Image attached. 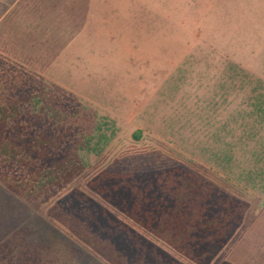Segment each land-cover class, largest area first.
I'll return each instance as SVG.
<instances>
[{
    "label": "rangeland",
    "instance_id": "374dc122",
    "mask_svg": "<svg viewBox=\"0 0 264 264\" xmlns=\"http://www.w3.org/2000/svg\"><path fill=\"white\" fill-rule=\"evenodd\" d=\"M13 67L82 172L25 197L0 181V264H198L88 188L117 164H183L253 203L211 264H264V0H0Z\"/></svg>",
    "mask_w": 264,
    "mask_h": 264
},
{
    "label": "trees",
    "instance_id": "16d2710c",
    "mask_svg": "<svg viewBox=\"0 0 264 264\" xmlns=\"http://www.w3.org/2000/svg\"><path fill=\"white\" fill-rule=\"evenodd\" d=\"M4 70L0 181L24 197L28 189L55 192L81 174L78 158L67 150L69 143L41 122L40 112L50 108L44 87L33 85L16 67ZM41 101L46 105L39 107ZM38 107L39 115L31 111ZM88 188L198 264H211L223 251L250 207L183 164L145 172L113 165L92 178Z\"/></svg>",
    "mask_w": 264,
    "mask_h": 264
},
{
    "label": "crops",
    "instance_id": "0c3cea01",
    "mask_svg": "<svg viewBox=\"0 0 264 264\" xmlns=\"http://www.w3.org/2000/svg\"><path fill=\"white\" fill-rule=\"evenodd\" d=\"M249 203H250V202H249ZM260 203H262V200H259V204H258V206L261 207ZM252 207H253V203H252V205L250 204V208H252ZM258 212H261V211H258ZM257 216H258V215H256V217H257ZM256 217H255L253 223H255V221H256Z\"/></svg>",
    "mask_w": 264,
    "mask_h": 264
}]
</instances>
